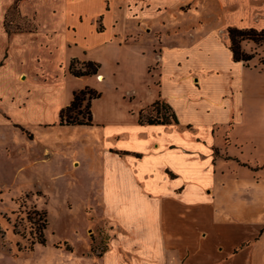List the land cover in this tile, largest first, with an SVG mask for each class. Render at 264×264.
Masks as SVG:
<instances>
[{"label": "crops", "instance_id": "obj_1", "mask_svg": "<svg viewBox=\"0 0 264 264\" xmlns=\"http://www.w3.org/2000/svg\"><path fill=\"white\" fill-rule=\"evenodd\" d=\"M207 2L0 0V144L9 150L10 135L18 156L37 147V162L53 156V131L90 132L97 149L88 184H98L110 234L92 264H264V223L245 222L242 189L231 201L229 185L243 171L262 177L237 130L264 97L245 95L248 66L232 60L215 29H264V0ZM213 8L217 26L206 20ZM23 23L30 29L15 30ZM73 59L99 64L97 74L73 76ZM85 87L100 93L92 125L60 126V110ZM156 102L177 123L139 124ZM79 164L76 153L69 173ZM80 186L72 177L64 187L82 203Z\"/></svg>", "mask_w": 264, "mask_h": 264}, {"label": "rangeland", "instance_id": "obj_2", "mask_svg": "<svg viewBox=\"0 0 264 264\" xmlns=\"http://www.w3.org/2000/svg\"><path fill=\"white\" fill-rule=\"evenodd\" d=\"M207 3L216 8L220 0H208ZM215 8L205 18L209 24L217 26L221 14ZM205 18L202 16V20ZM215 29L221 38L227 36V30H220V25ZM255 45L247 40L241 42L243 51L254 54V58L248 62L245 74H241L240 78L245 82L246 96L264 97V42ZM220 53L218 60L224 64L225 54ZM261 108L260 105L256 109L254 119H243L246 123L237 130V136L246 148L247 159L264 165V109ZM10 138V135L6 137L11 152L4 151L3 144H0V264H92V259L88 257L103 255L109 247L110 239L98 204V184L94 187L88 184L91 177L88 168L96 153L97 142L88 131L55 130L49 141L53 156L35 162L31 158L41 156V150L33 146L31 151L27 150L18 156L13 152V147L17 146L11 145ZM0 139H3V135H0ZM18 144H21V140H18ZM76 153L80 164L71 174L66 163ZM262 168V177H256L258 183L252 178L255 174L247 170L242 172L239 180L229 181L232 190L239 187L242 189L240 199L244 200L246 209L250 210L244 215L247 223H264ZM53 175H59V185L53 181ZM72 177L81 181L82 186L77 192L83 196L82 203L80 197L70 198L64 187L65 182ZM237 192L231 194V201L239 199ZM86 195H89L94 208L90 203L83 204ZM32 210L45 214L47 225L43 246L35 243L36 215ZM93 210L99 217H95ZM28 218L32 220L28 221Z\"/></svg>", "mask_w": 264, "mask_h": 264}, {"label": "trees", "instance_id": "obj_3", "mask_svg": "<svg viewBox=\"0 0 264 264\" xmlns=\"http://www.w3.org/2000/svg\"><path fill=\"white\" fill-rule=\"evenodd\" d=\"M22 27H16L15 30H28L26 24L23 23ZM227 37L229 40V49L232 53V60L234 62H243L248 66L254 58V54H248L241 48L242 41H251L255 44H261L264 42V29L256 30L249 29H237L234 27L227 28ZM99 64L92 61H79L73 59L69 65V72L76 77L93 76L97 74ZM100 96L96 90L89 87L77 90L73 93V99L71 103L62 108L59 112L58 124L60 126H91L92 125V113L90 110V104L93 99ZM83 107V109H82ZM155 111L153 115L152 112ZM139 124L148 125H169L171 123H177L176 118L169 107L163 103L156 102L147 109H143L138 115ZM32 213L36 215L35 222V243L39 245L45 244L44 230L47 225L45 214L42 211L32 210ZM31 221L32 218H28Z\"/></svg>", "mask_w": 264, "mask_h": 264}]
</instances>
